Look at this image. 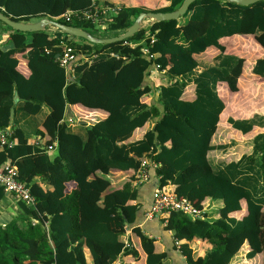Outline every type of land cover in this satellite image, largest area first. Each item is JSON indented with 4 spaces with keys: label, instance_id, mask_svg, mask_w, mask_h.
I'll return each instance as SVG.
<instances>
[{
    "label": "trees",
    "instance_id": "16d2710c",
    "mask_svg": "<svg viewBox=\"0 0 264 264\" xmlns=\"http://www.w3.org/2000/svg\"><path fill=\"white\" fill-rule=\"evenodd\" d=\"M100 1L0 0V13L22 23L48 18L104 39L122 34L140 13H170L183 2L167 0L157 10L120 6L102 17V32L91 22L62 18L69 11L113 7ZM48 31L20 33L0 22V37L7 36L0 45V130L9 127L10 133L0 148V164L16 167L17 181L35 201L31 208L14 200L15 214L0 215V264H171L165 252H156L155 240L133 226L139 207L133 205L137 189L132 184L144 159L157 165L162 191L171 186L179 199L203 212L200 219L170 213L161 220L186 264H264V115L226 117L220 97L221 89L239 92L245 69L264 79V1L243 7L196 0L178 20L150 24L112 45H91L59 31L48 38ZM234 37L253 39L261 57L246 66L227 52L221 41ZM60 41L91 62L79 60L71 80L55 61ZM210 48L218 53L208 60L197 57ZM169 55L182 59L169 64ZM151 68L159 77L153 88L144 85ZM189 85L191 101L183 98ZM76 105L106 117L69 124L66 106ZM149 122L151 129L134 139ZM254 129L259 132L247 153L226 163L216 160L234 141L217 144L215 139L227 131L245 136ZM55 140L66 145L51 159L46 149ZM54 160L63 163L57 166ZM117 172L132 174L120 189L111 178ZM6 197L0 187V208L7 207ZM129 230L139 239L144 259L120 241ZM205 246L203 256L195 255V248Z\"/></svg>",
    "mask_w": 264,
    "mask_h": 264
},
{
    "label": "crops",
    "instance_id": "0c3cea01",
    "mask_svg": "<svg viewBox=\"0 0 264 264\" xmlns=\"http://www.w3.org/2000/svg\"><path fill=\"white\" fill-rule=\"evenodd\" d=\"M101 3L103 2H109L110 4L113 5V7L119 8L120 6H124V7H137V8H145L147 10H157L159 8L165 7L168 5V1L167 0H101ZM43 19V18H41ZM4 29V28H2ZM2 31V30H1ZM4 32V31H2ZM53 33V30H49L48 31V35L47 37L50 38V34ZM7 36L4 34L2 37H0V45L3 44L6 40ZM245 39H251L249 37H234L230 40L229 43H227V40L221 41V43L223 45H225L226 47V51L228 52V49L230 48V46L232 44L235 43V41H239V40H245ZM229 40V39H228ZM253 41V39H251ZM6 44V43H5ZM253 44L258 47L254 41ZM6 46V45H4ZM259 48V47H258ZM260 49V48H259ZM216 53H218L217 50L210 48L208 49L204 54L199 55L197 57H213L216 55ZM231 53V52H229ZM182 59L181 56L178 55H169L167 56V60L169 62V64H174L178 61H180ZM151 75L146 78L144 80V85H147L150 88H153V86H155V78L158 77V75L154 72V70L151 68L150 71ZM159 78V77H158ZM241 80V78L239 79V81ZM239 81H238V87H239ZM240 91V88H239ZM221 93L225 95V97H228L229 100L232 99V97L235 94H228L224 89H221ZM157 96V93L155 94V98ZM154 98V100H155ZM184 100L187 101H191L194 98L193 95V86L189 85L184 93L183 96ZM232 105V103H231ZM70 107V106H69ZM70 110L72 112V120H67V122H69V124H74V123H82V124H92L98 120L104 119L106 117V113L102 112V111H92V110H87L85 108H82L80 106H72L70 107ZM74 113H78L77 118L74 117ZM225 116L229 117L231 116L233 118V111L230 107V104L227 105L226 104V108H225ZM152 122L151 123H147L142 129L136 130L134 133V139H138L140 138V136H142L146 131H148L149 129H151L152 127ZM218 126H222L224 128L228 127V125L226 123L220 122L218 124ZM257 129H254V131ZM65 145H66V141H61L60 143L55 140L52 143V147L53 149L51 151H48L46 154L49 155V157L52 159L53 157H55V159H57L61 153L64 151L65 149ZM88 150V146L86 147V154H85V158L89 157V150ZM41 171L42 168H40ZM44 175L47 176L49 179L50 177L48 175L49 172H44ZM131 173H121V172H117V173H113L111 175L112 178V182L114 184H117L118 186L114 187L115 189H120L122 187V185L125 182L131 181ZM149 179L146 183H143L142 185L136 187L137 189V198L136 201L133 202V205H138L139 210L136 213V218H135V222H134V227H139L142 231V233L148 237H151L155 240V249L157 253H161V252H165L166 253V257L167 259L171 262V264H186L184 258L180 255L179 251H177V249L174 248V244L172 243V239L170 237V233L164 230V224H162L161 220L162 218L160 217H152V218H147L146 217V213L149 210L150 204H151V195L153 190L156 187H159V182H158V177L156 175L155 170H149ZM133 185V184H132ZM168 187V185H167ZM113 188H111V190H115ZM8 196V195H7ZM11 199L14 201V199L11 197ZM11 199H8V201H11ZM4 209V208H3ZM8 211H10V207L7 206ZM14 213H11V215H14ZM130 229V228H129ZM120 241H122L124 247H127L128 245L133 248L134 250L137 251V254L144 259V254L142 253L141 249H140V241L139 239L134 236L130 230L128 232L125 233L124 236H122L120 238ZM191 248H193V246H191ZM206 246L203 247L202 249H196L195 248V253L200 256H203V251H206Z\"/></svg>",
    "mask_w": 264,
    "mask_h": 264
},
{
    "label": "built area",
    "instance_id": "2783aa9c",
    "mask_svg": "<svg viewBox=\"0 0 264 264\" xmlns=\"http://www.w3.org/2000/svg\"><path fill=\"white\" fill-rule=\"evenodd\" d=\"M117 10L118 8L116 7H105L100 10L93 9L83 11L80 14L69 11L62 15V18L65 21H70L71 17H75L79 20L91 22L93 25H98L99 30L102 31L104 28V25L100 23L102 17L106 16L107 14L110 15ZM50 38H52V36H50ZM149 41L152 42V39H150ZM44 52L48 53V51L46 50ZM143 52L146 53V50L144 49ZM110 55L111 57L117 58L116 54ZM149 58H151V56H149ZM79 60H82V63H91L87 58L78 55L74 51V49L67 46L64 41H60V52L55 56V61L59 65V67L64 70L68 80H71L73 78V70ZM9 135V128H7L6 130H0V148L7 144ZM52 149L53 147L51 145L47 147L46 151L48 152ZM156 168L157 165L152 163L151 161L146 159L142 160L140 168L134 176L133 186L138 187L143 183H146L150 177L149 170H155ZM0 187L3 189L6 195L12 197L14 200L22 202L28 207L34 208L35 201L30 195L28 188L24 184L17 181V169L14 165L8 163L0 164ZM170 213H182L194 219H200L203 216L202 211L194 208L185 199H179L176 196L175 191L171 189V186H168L166 190L163 191L159 187H156L152 192L151 204L148 212L146 213V217L164 218ZM174 243L177 247L178 242L174 241ZM114 264H118V262H115Z\"/></svg>",
    "mask_w": 264,
    "mask_h": 264
},
{
    "label": "rangeland",
    "instance_id": "374dc122",
    "mask_svg": "<svg viewBox=\"0 0 264 264\" xmlns=\"http://www.w3.org/2000/svg\"><path fill=\"white\" fill-rule=\"evenodd\" d=\"M41 18H35L30 20V22H37ZM144 26H147L149 24V21H144ZM49 29V28H48ZM2 31H5V29H2ZM102 32V31H99ZM102 36V35H101ZM228 52H231L232 54H236L243 58L245 60V65L250 66L252 62H254L256 59L261 57L262 51L256 47L253 44V41L251 39H245V40H239L235 41L234 44L230 46L228 49ZM206 60L210 59V57H206ZM245 66V67H246ZM239 88L240 91L236 95L232 97L231 100H229L228 97H225L224 94L220 93V97L225 101L227 105L230 104V107L233 111V118L234 119H245L250 117L254 113H259L260 115H264V79H258L254 78L252 75H250V72L248 69H245L241 80L239 81ZM220 89V88H219ZM232 103V105H231ZM75 118H77L78 113L73 114ZM150 123V122H149ZM228 128V127H226ZM261 132H264L263 130H260ZM228 134L226 135H220L223 137H219V139H215V143H222V142H233L234 144L231 145L229 150L222 155H219L218 162H230L233 159L239 158L243 154L247 153L249 150V143L254 135H256L259 130H255L248 135L245 136H239L237 133L232 131H227ZM229 144V143H228ZM215 159V158H214ZM57 166H61L63 161L61 160H54ZM7 200L11 199L10 196L6 197ZM12 200V199H11ZM3 208H0V215L5 216L8 218V216H12L11 213L16 212L15 211V203L12 200L8 201V207H10V211H8L7 207L4 205ZM217 206L215 205L212 207L210 213L213 216H216L217 214ZM197 255V254H195Z\"/></svg>",
    "mask_w": 264,
    "mask_h": 264
},
{
    "label": "water",
    "instance_id": "95a60500",
    "mask_svg": "<svg viewBox=\"0 0 264 264\" xmlns=\"http://www.w3.org/2000/svg\"><path fill=\"white\" fill-rule=\"evenodd\" d=\"M194 1L196 0H183V2L181 3V6L177 10L170 12V13H140L136 17V19L133 21L132 25L128 27L127 29H125L122 34H120L117 37L104 38V39L93 37L87 32L79 28L65 26L55 21H52L48 18H43L33 23L32 22L22 23V22L11 21L9 18L5 17L4 15L0 13V22L3 23L8 28H10L11 30L20 32V33H28V34L42 33L45 31L46 28H49V30L59 31L64 35L82 39L86 43L91 44V45H112V44L125 41L126 39L132 37L134 34L142 30L144 26L143 24L144 21H149L148 25H150V24H157V23L165 22V21L178 20L180 17H182L186 13L188 7ZM221 1L247 7L255 3L262 2L264 0H221ZM18 100L19 99L17 95H14V98H13L14 104H16ZM13 116H14V110L11 109L10 114H9L10 123L13 119ZM64 118L66 120L73 119L72 112L69 106H66Z\"/></svg>",
    "mask_w": 264,
    "mask_h": 264
}]
</instances>
